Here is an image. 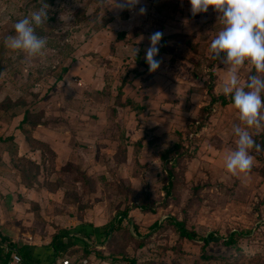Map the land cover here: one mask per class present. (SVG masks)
<instances>
[{"label": "rangeland", "instance_id": "374dc122", "mask_svg": "<svg viewBox=\"0 0 264 264\" xmlns=\"http://www.w3.org/2000/svg\"><path fill=\"white\" fill-rule=\"evenodd\" d=\"M45 2L37 34L47 46L30 57L4 39L40 0H0L1 255L18 250L25 264H264V130H250L262 149L251 153V172L231 175L224 156L235 148L237 112L210 103L207 83L221 95L228 72L210 52L219 13L193 16L189 0L124 10L122 0ZM156 31L162 63L149 72ZM251 68L240 69L241 83ZM172 220L197 238L180 237Z\"/></svg>", "mask_w": 264, "mask_h": 264}, {"label": "clouds", "instance_id": "9594fccd", "mask_svg": "<svg viewBox=\"0 0 264 264\" xmlns=\"http://www.w3.org/2000/svg\"><path fill=\"white\" fill-rule=\"evenodd\" d=\"M191 13H206L213 8L219 13L223 27L210 44L213 58L228 69L222 84V94L230 97L237 112L238 123L233 124L235 148L224 156L226 171L231 175L248 174L254 163L253 150L259 153L250 130H264V0H189ZM139 4V0H122L116 5L121 10ZM49 5L40 0V7L14 24V35L6 36L4 46L14 52L30 57L42 56L47 46L46 37L37 34V29L48 19ZM146 9L141 8L144 14ZM163 33L156 31L149 36L150 45L145 50L149 72L157 71L162 61L159 54ZM138 49H136V52ZM249 64L256 75H250L241 83L240 69Z\"/></svg>", "mask_w": 264, "mask_h": 264}, {"label": "trees", "instance_id": "16d2710c", "mask_svg": "<svg viewBox=\"0 0 264 264\" xmlns=\"http://www.w3.org/2000/svg\"><path fill=\"white\" fill-rule=\"evenodd\" d=\"M213 60H217V59H213ZM66 68H63V70H62V72H66ZM209 75H212V73H209ZM250 75H256V73H255V70L253 69V68H251V70H250ZM58 79H60L61 78V75H58V77H57ZM208 84V90H209V93H210V99H211V104L212 103H214L215 104V102H216V100L217 101H219L220 102V104H222V105H226V104H228L229 102H232L231 101V99H227L226 98V96L225 95H223V94H221V95H214L213 93H212V89H213V84H210V83H207ZM206 84V85H207ZM121 90V89H120ZM26 123H28V120H27V118H26V116H24L23 117V119H22V121H21V123H20V125H21V128H22V125L23 124H26ZM37 124H39V123H35V124H33V127L35 126V125H37ZM24 132V134H25V137L28 139V140H33L32 138H31V135H30V131H28V130H24L23 131ZM9 138H11V137H9ZM263 140H264V138H263ZM39 145H41V146H43V147H46V148H48V149H50V147L46 144V143H44V142H41V141H37V140H35ZM169 156H170V150H167L165 153H163L162 154V156H161V160H162V162L164 163V164H168V162L171 160V159H169ZM170 164L171 165H173L174 166V162H170ZM171 168H172V166H171ZM169 174V179H170V173H168ZM170 184H172L171 182L169 183V185ZM169 188H170V186H169ZM167 194L169 195V190H167ZM122 214H124V215H122V217L124 218L125 216H126V211H124ZM157 225V223H154V225H153V227L154 226H156ZM171 225H173L174 226V229L177 231V233L179 234V236L180 237H182V238H186V239H189V240H194V239H196L197 238V235H196V233L194 232V231H192V230H189V229H187L186 228V226H185V224H184V222L183 221H177V220H172L171 221ZM59 236H55L54 238H53V240L51 241V245H52V247H53V258H55V256H56V253H57V250H58V247H57V245H56V242H57V238H58ZM235 238L236 237H233V235L231 234V235H229V237H228V239H227V241L225 242L226 244H232V243H234L235 242ZM203 240H205L204 238H203ZM1 251H2V248H0V264H6L7 262H8V259H9V257H10V255H11V250H9V251H7L6 253H4L3 255H1L2 253H1ZM16 252H17V254L22 258V260L24 261V263H27V260H26V257H23V255L22 254H20L19 253V251L18 250H16ZM69 257V256H68ZM126 262H128L129 264H137V262H136V260L135 259H128V258H126V257H124L123 258ZM55 262V259H51V261L49 262V263H47V264H52V263H54Z\"/></svg>", "mask_w": 264, "mask_h": 264}, {"label": "built area", "instance_id": "2783aa9c", "mask_svg": "<svg viewBox=\"0 0 264 264\" xmlns=\"http://www.w3.org/2000/svg\"><path fill=\"white\" fill-rule=\"evenodd\" d=\"M11 252L12 253H11V255L8 259V262L6 264H25L24 261L22 260V258L17 254L15 249H13ZM52 264H72V263L70 262V260L68 258H66L60 262L55 261Z\"/></svg>", "mask_w": 264, "mask_h": 264}]
</instances>
